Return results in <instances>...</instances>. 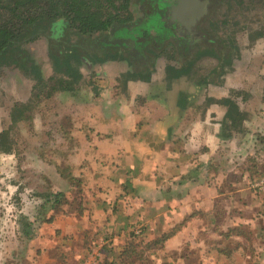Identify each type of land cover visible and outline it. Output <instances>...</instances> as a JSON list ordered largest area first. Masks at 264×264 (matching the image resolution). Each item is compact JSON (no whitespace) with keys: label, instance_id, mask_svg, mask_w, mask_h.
Returning <instances> with one entry per match:
<instances>
[{"label":"rangeland","instance_id":"374dc122","mask_svg":"<svg viewBox=\"0 0 264 264\" xmlns=\"http://www.w3.org/2000/svg\"><path fill=\"white\" fill-rule=\"evenodd\" d=\"M46 1L36 0L32 3V7L37 8V13L46 11L48 8ZM0 2L2 5H10L12 0H0ZM166 2L167 5L169 3L172 5L174 0L143 1L144 12L147 9L145 18L142 20L138 17V24L130 27V30L123 28L116 30L114 40L142 45L141 38L144 37L142 33L151 34L152 30L156 29L157 23L160 24L163 34L167 32V29L161 25L165 20L157 19L152 11L156 3H161V11L164 10ZM166 11L167 9L163 13ZM8 17H10L9 13L0 9V23L7 21ZM214 22L210 23L215 33L212 37L225 51V56L222 57L212 50L210 52L213 54L201 50L203 54H196L191 61L177 64L174 59L176 54L170 48L161 59H155L153 65L136 70L137 68L132 67L121 53L112 55L107 53L98 58L81 53L77 58L76 56L73 58L70 51L74 49L73 45L76 44L77 38L68 31L69 34L64 36L65 45L60 48L51 49L47 40L39 36L34 41L23 43V51L28 53L31 61L26 60L24 66L9 63L0 68V242L9 243L8 256H5V244L0 245V264H21L20 257L13 254L26 242V238L20 235L19 224L23 218L32 221L38 210L42 211L39 215L40 220L51 214L50 217L68 214L74 218L73 223L80 221L78 227L69 226L66 230L72 234H67L63 230L61 234H64L61 236L60 230L56 231L61 240L81 239L78 236L79 232H76L78 228L83 229L86 223L91 227L92 221L93 223L95 220L98 221L93 213L92 219L89 218L86 222L87 218L82 214L83 208L90 206V201L101 200L96 196V191H92L93 188L95 189L94 173H97L96 167L100 165L99 168L103 169L102 179L109 178L112 175L109 174L110 163L104 164L106 159L99 157L97 152L90 155L89 151H77L76 144L72 143L76 140L71 136L69 129L76 123L85 128L99 123L102 125L104 119L97 118L96 112L99 108L94 102H86L90 107L89 111L87 109L81 111L84 107H80L79 113H82V116H75L72 120L71 115L77 113L74 108L80 104L72 100L68 101L69 94L74 95L82 87H88L95 92L115 87L119 88L118 94H121L125 88L127 90V87L128 89L130 87L131 91L140 95L152 92H156L153 94L157 95L161 90L165 98L171 101L175 97L172 93L173 87L177 92L182 89L183 84H193V81L201 86L193 101L194 110L205 112L209 103L218 107L217 110L209 109L202 115L205 124V121H208L207 116L214 117L215 113L224 111L220 122L223 129L222 123L227 109L217 101L226 97H231L241 115L245 116L242 119L236 116L237 119L233 120V124L230 120H225V130L228 132L224 130V134H228L226 138L228 143L223 147L226 150H221V153L226 151L225 176L219 180V191H225L227 194L219 198L220 201L216 203L217 217H224L222 229H218L215 235L212 234L213 229L205 230L200 237L204 240L213 238L219 243V248L227 249V240L224 239L229 224L227 217L231 216V220L243 221L244 224H240L234 220L235 224L230 228L235 232L242 227L249 234L247 238L252 244L245 249L248 252V262L257 264L256 259L262 252L259 250L260 247L253 245V240L256 238L254 233L259 227H263L264 222V206H260L261 200L264 201V190L256 187L259 181H264V115L259 116L261 115L259 112H264V0H230L225 5L221 18ZM30 64H34V71L29 70ZM169 67L180 69L181 76L174 78L175 73ZM29 71L32 73L30 74ZM39 80L42 84L37 86ZM133 95L131 92V97ZM258 118L260 124L256 122ZM247 120L248 131H245L243 126ZM107 135L114 136V134ZM67 150L71 152L72 159H65L67 155L64 154ZM89 155L91 157L98 155L99 160L91 166L93 170H88L83 164V161L88 162L85 156L89 158ZM218 159H224L223 154ZM56 171L60 175H66V178L69 177L70 188L73 189L72 194L67 192V195L56 192L64 196L60 197L59 204L51 210L53 198L47 199L46 195L54 194L51 191L53 185L60 190L64 188V185L61 184L60 187L51 180ZM79 176L83 178V182H79ZM103 183L102 197L106 199L104 198L105 201L100 203L108 204L113 200L110 198L113 193L112 190L106 192L109 189V182ZM236 191L241 192L236 194L238 193ZM229 192L232 194H228ZM240 194L245 200L243 206L239 204L243 200L239 198ZM79 204L82 208L81 212L77 213L75 209ZM243 207L245 208L241 209ZM227 212H230L228 216ZM35 223L31 230L32 237L37 234V229L44 222ZM15 224L18 225V230ZM38 233L40 235V232ZM105 233L110 238L104 246L115 250L107 258L109 262L111 260L118 262L125 244L118 246L117 240H112L114 235L111 230ZM93 239L94 236H90L87 244L84 239L77 243L70 241V244L63 241L62 251L68 253L74 248L76 254L79 249L82 251L84 255L82 258L71 256L72 264H77L78 259L79 264H101L100 261L106 257L101 253L103 245L96 244ZM134 242L141 246L135 248L134 257L129 260L131 264H178L176 259L171 262L159 260L162 255L158 254V249L151 251L154 253H149L151 255L144 252L146 246L141 239H135ZM25 256L23 258H26ZM151 256L157 258L153 259ZM219 264H243V259L234 256L233 259L220 261Z\"/></svg>","mask_w":264,"mask_h":264},{"label":"crops","instance_id":"0c3cea01","mask_svg":"<svg viewBox=\"0 0 264 264\" xmlns=\"http://www.w3.org/2000/svg\"><path fill=\"white\" fill-rule=\"evenodd\" d=\"M199 85L195 81L193 84H183L182 89L177 92L173 87L172 93L175 97L171 101L165 98L161 90L157 95L153 94L156 92L140 95L131 91L130 87L129 89L127 87V90L125 88L121 94H118L119 88L115 87L98 90L99 92L82 87L74 95H68V101L72 100L80 104L74 108L77 113L71 115L72 120L75 116H82V113H79L80 107H84L81 111L90 108L86 102H94L99 108L96 116L104 119L102 125L99 123L85 128L76 123L70 127L69 132L76 140L72 143L76 144L77 151H89L90 155L97 152L99 157L106 159L104 164L110 163L109 174H112V177L109 176L104 180L101 174L103 169L99 168L100 165L96 167L95 189L93 188L92 191H96V196L101 200L90 201L91 205L83 208L82 214L88 222L95 213L98 221L95 220L94 223L92 221L91 227L86 223L83 229L78 228L76 231L79 232L78 236L81 239L86 240V244L88 238L94 236L95 243L105 247L104 244L110 238L105 232L111 230L114 235L112 240H117L119 246L131 240L130 234L133 232L136 239H141L144 245L152 246L158 242L161 247L152 248L151 251L158 249V254L162 255L159 260L162 262L176 259L178 264H185V253L197 252L201 254L202 264H215V252L210 253V249H205L210 245L200 238V234L215 220L211 215L215 214L216 201L227 194L225 191H219V180L225 176L226 151L221 153V150H226L223 147L228 142L221 137L220 122L224 114L221 108V113H215L214 117L207 116L206 124L202 115L209 109L217 110L218 107L209 103L207 111L204 109L205 112L194 110L193 101L197 97V92L201 90ZM142 86L147 89L145 85ZM131 92L134 94L133 97ZM259 113H261L259 116L264 115V112ZM256 122L260 124L259 118ZM248 124L247 120L243 130L248 131ZM70 153L69 150L65 152L64 155H67L65 159L73 158ZM221 154L224 159H218ZM90 155L89 158L85 156L88 162L83 161V164L88 170H93L91 166L99 159L98 155L95 157ZM67 178L64 174L54 172L52 182L60 187L64 185V188L60 190L53 185L51 191L63 192L64 195L69 192L72 194L73 188H70L71 182L69 177ZM82 180L83 178L80 177L79 182ZM103 182H109V189L106 192L112 190L113 193L110 197L113 200L108 204L100 203L106 199L102 197ZM236 192L239 194L241 191ZM241 195L239 198L243 199ZM244 202V199L241 200L240 206H243ZM260 206H264V201L261 200ZM41 213L42 211H37L36 216L39 217ZM229 214L230 212H227V216ZM36 216L31 219L32 227ZM228 219L227 227L230 228L234 226L235 219ZM73 220L74 218L67 214L51 217L47 222L43 221L44 223L37 229L40 235L36 232L35 236L31 235L30 240L25 239L22 248H18L13 254L20 257L21 264H72L71 256L82 258L84 255L80 249H77L76 254L75 248L64 253L62 242L77 243L81 242V239L61 240L56 231L60 230L61 236L64 234H61L63 230L70 234L71 232H66L69 226L78 227L77 224L80 222L78 220L77 223H73ZM235 222L244 224L237 219ZM176 226H179V230L173 236L159 242L164 234L169 233ZM262 226L255 231L256 238L253 240L254 247H260L259 250L262 252L258 256L257 264H264V222ZM16 228L18 230V225ZM238 240L241 245L248 244L244 238ZM3 244H5V256H8L9 243L0 242V245ZM25 244L27 247L24 248ZM107 250L112 254L115 252L108 247ZM241 252L243 259L248 261V254ZM24 256L26 258H23ZM234 256L235 252H230L227 254V260L233 259ZM5 261L6 259L3 260ZM79 263L78 259L77 264Z\"/></svg>","mask_w":264,"mask_h":264},{"label":"trees","instance_id":"16d2710c","mask_svg":"<svg viewBox=\"0 0 264 264\" xmlns=\"http://www.w3.org/2000/svg\"><path fill=\"white\" fill-rule=\"evenodd\" d=\"M36 0H12V3L10 5H2L0 2V9L6 10L10 17L9 19L3 23H0V67L4 65H8L9 63H15L17 66H24L26 64V60H30L31 58L28 57V53L26 51L19 52V46L23 43H29L30 41H34V39L38 38L39 36H45L49 37L52 36L54 26L57 29L66 30L68 28L73 29L76 32V37L80 41L81 39H85L83 36H88L90 39H95L96 34H104L103 35V45H112L113 47H116L118 45H114L113 43L118 41L114 40L116 39L115 31L118 29H125L124 26L127 25V20H136L138 19H144L145 12H135V9H133V12H129L130 8L127 7L128 0H123V3H120L121 1L117 0H47L46 3L48 4V8L46 11H40L36 12L37 8L32 7V3ZM159 1V0H155ZM169 3L164 10H172L175 9L173 5H170ZM174 4V3H173ZM137 7L143 8L144 5L142 0L139 1L137 4ZM154 7V5H153ZM22 10V13H21ZM164 10L161 11V3H156L154 9L152 10L154 14L156 15L157 19L160 20ZM166 11V12H167ZM126 13V18L124 19L123 13ZM138 19V20H139ZM138 20L135 21L136 24H138ZM162 20V19H161ZM196 23V20H191V25H194ZM162 22V27L163 26ZM117 27V28H116ZM165 29V28H164ZM165 34H167L165 36ZM148 35H151L152 37L149 38ZM170 34L168 32L163 34L161 31V26L159 23L156 25V29L152 30L151 34L144 33V37L141 38L143 41L142 45H135L134 47H139V50H143L146 45L149 43L151 44H159L164 38L168 37ZM52 42L51 37L49 38ZM87 39V38H86ZM101 39V38H100ZM99 39V40H100ZM97 40V41H99ZM102 40V39H101ZM139 40V39H137ZM82 41V40H81ZM116 44V43H115ZM117 44H120L117 42ZM124 45L128 47H132V44L130 45L128 41H124ZM148 50H146L144 53H147ZM151 54H153L151 52ZM142 55V54H141ZM19 56V57H17ZM15 57V58H14ZM75 56H73L74 58ZM77 58V56H76ZM29 61V62H30ZM28 64V63H27ZM31 67L29 70H33L34 64H30ZM170 70H172L175 75L174 78H179L181 75V71L179 69H176L174 67H169ZM34 71V70H33ZM31 74L32 72L29 71ZM39 73V71H38ZM38 76L40 77L41 74L39 73ZM42 84V81H38L37 86ZM220 105H223L226 107L227 111L225 114V120H230L231 124H233V120L236 121V116L244 118L245 116H242L238 106L233 101L231 97L224 98L220 101H217ZM223 121V132L221 137L227 138L228 134H224L226 121ZM225 132H228L225 130ZM64 195L62 193H52L47 194L46 197L53 198L52 206L50 207L51 210L58 205L60 197H63ZM220 200H217L216 203H218ZM49 203L48 201H46ZM81 204L77 205L76 211L77 213L81 212ZM44 210V207H43ZM39 211V210H38ZM40 212V211H39ZM217 211H216V204H215V214L211 215L214 216V222L208 224V229H213L212 234L215 235L216 231L219 229H222L221 226L224 222V217H217ZM231 216H229L230 218ZM40 217L35 218L34 224L36 221H50L51 217L49 218H43L39 220ZM228 219V217H227ZM33 222L29 221L26 218L22 219V222L19 224L20 226V235L25 237L26 240L31 239V230H32ZM211 225H214V227H211ZM217 226V227H215ZM207 229V230H208ZM236 229V228H235ZM179 230V226L174 227L169 233L164 234L160 241H164L167 238L173 236L177 231ZM237 231L233 232L231 228L227 229V233L224 236V239L227 240V249L226 248H219V243L215 239H208L206 243H209L210 246H206L205 249H210V253L212 251L216 254V261H214L215 264H219L220 261L227 260V254L230 252H235V256L238 258L243 259L242 252L247 253L246 247L252 244L250 243V240H248L247 237H249V234L241 227L239 229H236ZM131 240H128V242L124 245V250L119 255L118 262L112 261L109 262V259L107 257H110L111 254L106 255L107 253H110V251L107 250V247H103L101 250V253H105L104 256L105 259H102L100 262L101 264H131L130 258L134 255L135 248L141 246L139 243H135L134 240L136 239V236H134V233L130 234ZM133 237V239H132ZM201 238V237H200ZM243 239L248 242V244L241 245L238 239ZM204 239V238H203ZM95 241V237L93 239ZM224 241V240H223ZM146 248L144 252H147L148 254L151 253L152 248L161 247L158 245V242L156 245H145ZM144 249V248H143ZM185 253V252H183ZM260 256V255H259ZM134 257V256H133ZM186 261L185 264H202L201 261V254H198L197 252H191L186 254ZM243 257V258H242ZM104 258V257H103ZM258 261V257L256 259ZM211 263V261H210ZM243 264H249L247 260L243 259Z\"/></svg>","mask_w":264,"mask_h":264},{"label":"flooded vegetation","instance_id":"af4514ba","mask_svg":"<svg viewBox=\"0 0 264 264\" xmlns=\"http://www.w3.org/2000/svg\"><path fill=\"white\" fill-rule=\"evenodd\" d=\"M119 1H121L120 3H123V0ZM139 1L140 0H128L127 7L130 8L129 12L132 13L133 9H135V12L137 11L138 13L141 11L144 12L143 8L137 7ZM143 1L145 0H142V2ZM229 1L230 0H174V4L172 5L175 7V9L168 10L166 13H163L160 18L165 20L163 21V26L165 29H167V32L170 35L164 38L159 44L149 43L142 51L139 50V47H134L135 44L131 42H129V44H132V47L124 45V40H118L114 42V45H118L116 47L111 45L105 46L103 45L104 34L102 33L92 36L95 37V39H90L88 36H83L85 39H81L82 41H79L75 35L76 32L74 30L71 31L70 28L62 30L57 29L54 26L52 36H50L52 42L48 35H46L48 38L45 36L43 37L47 40V43L50 44L51 49H57L62 45H65L64 36L70 32L71 35H74V37L77 38L76 44L73 45L74 49H72L73 47L70 45V49H72L70 54L72 56H78L81 53H86L98 58L103 57L104 54L107 53H110V55L121 53L127 58L129 64H131L132 67L137 68L136 70H138V68H147L150 65H153L154 60L161 59V56L164 55V53L170 48H172L174 50V54H176L174 59L177 61V64L184 61H191L196 54H203L201 53V50L206 52H210L212 50V52H217L222 57L225 56V51L222 50L221 45L218 44V41L212 37L215 33L211 28L210 23L221 18V14L224 11L225 5ZM126 13L127 12L122 14L124 19L126 18ZM193 19L196 20V23L191 25V20ZM136 20H127L128 24L124 26L125 30H130V27L137 25L135 23ZM144 33L145 32L142 34L144 35ZM166 35L167 34H165V36ZM117 42L120 44H117ZM22 50H24L23 44L19 46V52H22ZM146 50H148V52L144 53ZM151 52L153 54H151ZM210 54L213 53L210 52ZM81 58L82 57H80V59Z\"/></svg>","mask_w":264,"mask_h":264},{"label":"built area","instance_id":"2783aa9c","mask_svg":"<svg viewBox=\"0 0 264 264\" xmlns=\"http://www.w3.org/2000/svg\"><path fill=\"white\" fill-rule=\"evenodd\" d=\"M256 187H258L259 190H264V181L263 180L259 181Z\"/></svg>","mask_w":264,"mask_h":264}]
</instances>
